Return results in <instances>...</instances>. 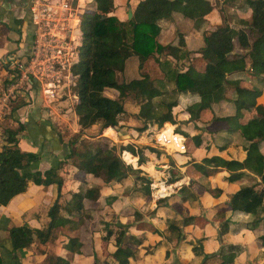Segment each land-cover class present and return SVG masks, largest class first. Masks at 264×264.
Wrapping results in <instances>:
<instances>
[{"label": "trees", "instance_id": "trees-1", "mask_svg": "<svg viewBox=\"0 0 264 264\" xmlns=\"http://www.w3.org/2000/svg\"><path fill=\"white\" fill-rule=\"evenodd\" d=\"M95 2L96 14L90 13L81 18V43L78 57L72 65L75 78L72 89L77 95L73 111L77 123L82 128L97 121H101L102 125L114 126L129 113L125 101L127 97H131L137 107L133 118L137 121L138 133L164 122L161 133L157 135L169 136L164 130L168 125H173L170 122H175L172 107L178 102L177 98L168 100L164 96L167 81L172 82L178 91L187 90L198 94L199 100L186 106L189 113L187 121H196L201 110L211 108L223 99H230L227 90L233 89V99L239 100L242 105H249L258 115L257 120L248 121L236 112L213 115L212 119L226 121V131L231 134V138L233 133H238L237 139L241 136L246 141L243 146L245 157L240 160L212 153L204 155L200 161H194L193 165L204 176L220 169L228 171L222 181H212L213 185L205 188L209 196L219 197L227 184L238 182V187L232 188L227 201L218 203L220 208L216 217L223 218L220 234L228 231L230 223V218L224 217L222 208L248 213L245 227L259 230L257 238L261 248H264V214L256 213V209L264 202V152L261 151L264 141V104L258 100L262 89L251 84L244 85L239 78L227 76L232 72L245 71L250 79L264 82V0H246L248 15L243 18V26L234 28L228 22H221L207 30L198 49L203 65L196 68L190 63L184 69L177 68L172 60L189 59L191 50L186 47L183 33L177 30L176 43H161L158 40L162 29L159 20L178 12L186 19L199 22L204 18L206 10L210 9L208 0H137L129 7L132 10L131 16L128 17L127 13L125 18L113 13L116 8L113 0ZM234 39L240 51L231 52L234 49ZM168 55L172 58H167ZM130 56H135L138 60L139 76L126 79L123 75L124 65ZM24 126L23 122L17 121V126L5 129V139L0 146V204H6L15 194L24 191L27 179L35 184L55 183L56 196L48 206L49 220L45 226L36 227L23 222L9 228L12 250L30 247L39 255L46 256L50 253L55 264H74L79 256L85 255L80 236L81 224L88 209L85 202L96 201L102 186L110 181H121L133 174L134 180L139 184L136 189L147 199L151 197L149 177L141 174V168L125 162L118 150L124 149L123 153L137 155V163L141 164L147 160L144 148L149 147L152 151L155 148L139 146L133 141L119 146L116 142L104 143L98 137L82 134L79 130L72 131L64 139L68 130H59L58 140L67 149L64 157L55 167L43 171L28 170L39 159V154L22 150L18 146V133ZM176 131L187 136V143L194 141L198 146L202 142L200 133L189 134L181 128ZM229 141V135L221 136L219 150ZM65 161L75 166L72 179L77 182L75 188L68 189L69 196H65L61 190L66 179L59 169ZM171 172L169 183L180 178L176 168L172 167ZM89 191L94 192L93 198L88 196ZM182 197L181 199H185V196ZM115 199V194L105 196L106 203ZM133 216L141 221V212L138 210L133 211ZM179 218L181 220L170 217L168 223V228L179 237H184L181 231L183 226L202 225L205 219L200 213H190ZM141 222L145 225L151 223L145 220ZM103 223L101 241L108 244L113 238L114 248L104 249L105 257L101 264H132L137 258L138 245L145 239L144 231L136 235L120 222L104 220ZM65 226L70 232L63 230ZM55 231L57 234L54 238H60L50 246ZM151 231L159 234L160 230L155 227ZM203 237L205 236H201L196 243L189 240L192 252L202 256L201 264H233L243 250L240 243L228 242L220 245L219 249L208 252L204 248ZM55 245L60 248L59 252L55 250ZM242 264H264V258L257 262V257L252 254L251 261Z\"/></svg>", "mask_w": 264, "mask_h": 264}, {"label": "rangeland", "instance_id": "rangeland-1", "mask_svg": "<svg viewBox=\"0 0 264 264\" xmlns=\"http://www.w3.org/2000/svg\"><path fill=\"white\" fill-rule=\"evenodd\" d=\"M113 1L114 4H116L113 13L120 18H125L128 13V8L133 6L137 0ZM76 2L77 0L72 2L73 6H75ZM28 3H30V0H28ZM87 3V5L80 7L77 11L80 19L83 18V15L87 16L90 13L96 14L97 12L95 9V0H88ZM207 4L210 6V9L206 10L204 18L201 21L193 22L191 19H188L190 20L189 22H184L182 21L181 16L176 14L174 19L172 17V23L173 20L177 21V30L181 31L186 30L185 28L191 26L196 30L198 34L197 36H202L207 30L212 29L221 22H228L234 28L243 26V18H246L248 15V10L245 9V6H247L246 0H208ZM24 8L28 9V4L26 6L18 4V6H13V10H11L16 15H20L23 14ZM27 12L29 15L28 17H30L29 9ZM27 20H29L30 24V31L28 30V34L30 35L33 28L30 19L27 18ZM169 20H171L170 17L160 19L159 21L162 25L164 24L167 26L164 28L163 43H170L176 37V33L174 34L172 29L173 24ZM164 21H166V23H164ZM15 23L24 28L22 31L23 34L20 36V38H23L20 40V45L24 48L19 53H16L15 50L11 52L9 51L10 53L4 60L0 59V134L2 136V141L5 139V129L9 126H17V122L15 123L12 118L15 109H12V107L16 105L20 106L30 101V96L28 97L29 89L25 88L15 90L13 93L14 95H9L7 100L1 99L3 94L7 92L11 72L5 68L6 66H3V61L10 66L11 62L8 57L14 55L25 57L29 52L28 43L31 39L29 41L27 39L28 23L24 18H21L20 20L16 19ZM7 27L8 26L4 24L0 26L1 37H3L2 32L6 30ZM175 41L176 40H174V42ZM235 47L239 48L236 41L234 43V48ZM231 52L236 51L233 49ZM201 65H203L202 59L199 63V66ZM177 67L180 68V64L177 63ZM137 73L135 63L131 62L128 64L125 75H123L126 78H130L133 75H137ZM234 75L235 74L229 73L227 76L232 77ZM245 79L248 83H245L244 85L252 84L262 89V94L259 96L258 100L264 104V87L262 88L264 82L258 81L257 79L249 80L247 78H242L241 80ZM166 83V92L164 96L168 100L177 98V101H179L181 98V91L176 90L172 82L167 81ZM227 92L229 98L230 96L235 97L233 89L230 88ZM49 94L50 93H48V96L44 95L49 103L55 102L58 99L66 98V103L64 102V104L62 103L63 105H57V111L63 115L65 119L63 122L56 124V127H58L61 132L68 130V134L64 135V139H67L72 131L79 130L82 134L98 137L100 141L104 143L110 144L116 142L119 146L134 140L133 142L139 146L146 145L155 148V151L150 150L149 147L144 148L147 160L141 164L137 163V155H134L136 160L129 156L124 158L122 152L124 149L118 150L120 157L125 162L131 163L134 167L141 168V174H146V176L149 174L151 176L149 177L151 180V197L147 199L141 191L136 189L138 188V182L134 180L133 174L128 175L121 181H110L102 186L99 190V195L96 198V201L86 200L85 202L86 208L88 209L80 228V236L84 243L83 251L85 255L81 257L79 256L80 258L78 257L74 264H101L105 257L104 249L107 248L112 250L114 248L113 238H111V241L108 244H104L101 241V235L104 233V220H110L113 223L120 222L126 226L129 232L136 235H139L144 231L145 239L140 245H138L137 258L132 261V264H201L202 256L196 255L192 252L191 244L189 242V240L195 243L199 242L200 240L198 239L201 238V236H205L203 237L205 238L204 248L208 252L215 251L219 249L220 245L230 241H238L243 244L249 243V252L246 253V250L240 252L236 257L234 264L251 261L252 254L257 257L259 262L261 261L260 257L258 258L259 248L256 246L254 240L256 233L244 227L243 220H245V216L233 212L228 215L225 213L224 217H229L232 224H229V230L226 233L220 234L219 232L220 223L223 218L216 217V207H214V204L218 201L214 197L209 196L205 188L213 185L212 181H218V178H222V172H215L209 176H204L200 171L196 170L193 162L200 161L204 155H209V152H211L206 146L207 140L196 146L194 141L187 143V136L176 131L177 128H181L189 134L192 131L194 132L193 134H195L201 130L203 139L208 138V125L206 121L201 119L200 115L197 121H187V117H181L188 101L178 102L177 105L172 107V114L175 119L174 123L170 122L173 124L171 125L173 127L172 132L174 131V133L177 134L180 133L183 136L186 145L185 150L178 151L172 147H168L166 144H163L158 140L157 134L161 133L160 130L164 126V122L160 126L154 124L153 126L148 127L145 131L143 130L138 133L136 130L137 121L133 119L134 116L129 110V113H127L126 116L114 126L102 125L101 121H97L82 128L77 123L76 119H74L73 115H71L72 110L70 108L72 102L75 100L74 94L71 91H64L63 93L59 92L58 95ZM126 101L128 102L126 108L132 109L134 107L133 104L135 103L134 100L131 97H127ZM243 106L251 108L249 105ZM185 114L188 116L187 112ZM56 127H53L54 130L57 129ZM58 129L56 131H59ZM238 151L239 150H237L236 153H238ZM131 155L133 156V154ZM135 161L137 165L133 164ZM70 163L71 162L69 161H65L60 167L63 172L62 174L64 175L66 173V180L63 184L64 187L62 188L65 196H69V188H75L77 185V182L72 179V173L75 170V167ZM172 167L176 168L179 172L180 178L175 182L169 183L168 179L172 173ZM161 184L165 186L164 190H161ZM108 194L116 195V199L111 203H106L105 201V196ZM228 194V190L224 189L220 197L226 199L228 198ZM88 196L93 198L95 194L93 191H89ZM182 196H185V199H181L183 198ZM134 210L141 212V221H149L151 222L150 225H145L140 220H136L133 216ZM263 211L264 203L256 209V213L262 215L261 213ZM37 212L44 218L46 213L44 204L37 209ZM190 213L202 214L205 218L202 221V225L183 226L181 231L183 232L184 237L177 236L175 231L168 228L170 217L181 220L179 217ZM38 222H40V220ZM46 223L47 221H44L41 225L45 226ZM155 227L160 230L159 234L151 231V228ZM142 228L144 229L142 230ZM63 230L70 232L66 226L63 227ZM184 230L186 231L184 232ZM55 234H57V231L52 234L53 238L49 244L50 246L59 241L58 238H60V236L54 238ZM55 250L59 252L60 248L55 245ZM37 264H55V262L53 261L51 254L48 253Z\"/></svg>", "mask_w": 264, "mask_h": 264}, {"label": "crops", "instance_id": "crops-1", "mask_svg": "<svg viewBox=\"0 0 264 264\" xmlns=\"http://www.w3.org/2000/svg\"><path fill=\"white\" fill-rule=\"evenodd\" d=\"M19 1L20 0H1L0 2V26H2L3 24L8 26L7 29L2 32L3 37H1V32H0V59L1 60H4L5 57H7V55L11 51L15 50L16 53H19L24 48V47H21L20 45L21 43L20 40L23 39V38H20V36L23 34V33L20 34V31L22 32L24 28H22V26H20L19 24L17 25V23H15L16 19L15 20L13 19L16 16V14L12 12L13 10L12 7L13 6L15 7L16 5L18 6ZM176 14L181 16L182 21L184 22L190 21L184 18L180 13L174 12L172 16L170 17L171 20H169L171 23H172V17L174 19V16ZM19 16H21V14ZM27 18L29 17L27 16ZM27 18L25 20L28 23L27 39L29 41L31 39V33L29 32L30 35L28 34L30 24ZM174 21L175 20H173V23H172L173 24L172 29L175 34L177 32L178 22L177 21L174 22ZM164 23H166V21H164ZM159 24L161 25L162 29L159 34L158 40L161 43H163L164 42V35H163L164 28H166L167 26L164 24L162 25L161 22H159ZM185 29L186 30H182V31L180 30V31L183 33V38H184L186 47L191 50L189 53V59H186L183 61L182 60L175 61L170 55H168L167 58L171 57L174 62V65L177 67V63H178L180 64L181 66L180 68L182 69L186 68L190 63L196 68H200L201 66H199V63L201 59L203 60V58L201 57V53L200 51H198V49L203 43V40H202L203 35L197 36L198 34L196 30L193 29L191 26ZM174 40L176 41L174 42ZM174 40L170 43H176L177 37H175ZM30 43H31V40L28 43L29 47H30ZM240 50H241L240 47L234 48V51L236 52ZM131 62L135 63L136 71L138 72L137 75H133L132 77L139 76V71H138V66H137L138 60L135 56H130L126 59L123 74L125 75L128 64ZM3 66L4 67L6 66L5 61H3ZM230 74H235V75L232 77L229 76V78H239L240 80L242 78H247L251 80L245 71H237V72H232ZM126 79H129V78H126ZM241 83L245 84L248 82L245 79V80H241ZM263 87L264 86H262V88ZM29 96H30V99H29L30 101L14 109L12 118L15 123L17 121H21L25 124L23 130H21L18 133V146L22 150L38 152L39 154V159L33 162L28 167V170L39 169L43 171L47 168L57 166L58 161L64 157V153L66 151V145L64 143H60V141L58 140V134H57L58 131H56L58 129V127H56V124L63 122L65 119L64 116L61 115L57 111V108H58L57 105H63L64 102L66 103L65 101L66 98L58 99V100L55 99L56 100L55 102L49 103L48 100H46L44 96L43 90L39 87L32 88L31 91L29 92L28 97ZM180 97L181 98L177 102L180 103V102L188 101L187 105L194 101L199 100V96L197 93L189 92L187 90L181 91ZM233 98L235 97L230 96V99H223L219 101V103L213 104L211 108H205L201 110L200 117L202 120L206 121L208 125L207 126L208 127L207 128L208 138L202 139V142L203 141L205 142L207 140L206 146L208 147V150L211 151L209 152V154L218 153L225 157H234V158L241 160L245 157L246 152L243 146L246 141L241 136L238 137L237 139L238 133L236 134L233 133L232 138H231V134L227 132L228 124L226 121L212 119L213 115L222 116L225 114L236 112L242 115L248 121L257 120V115L252 108H247L243 106L242 103L239 102V100L237 101V100H234ZM74 102L75 100L72 102L70 109L72 110L71 115H73L74 119H76V114L73 111ZM127 103L128 102L125 101V106ZM133 105L134 107L132 109L126 108L128 112L130 110L132 114L137 110L136 105L135 104ZM187 105H185V110L182 112L183 114L181 117L188 118L189 113L186 111ZM177 109H180V108H177ZM186 112L188 113V116H186L187 115L185 114ZM53 127H56L57 129L54 130ZM172 130H173V127L171 125H168L165 132H167L168 135L171 136ZM193 133L194 132L192 131L190 134H193ZM196 133H200L203 138V134L201 133V130ZM223 135H226V136L229 135V138L231 139V141H229L223 149L219 150L218 142L220 140V137ZM171 147L178 150L175 147V144L173 146H170V148ZM237 150H239L238 153H236ZM261 151L264 152V141L261 146ZM131 154L132 153L130 152L129 153L124 152L123 156L124 158L125 157L127 158L128 156L133 157L136 160V157L134 155L132 156ZM133 164H136V161ZM216 172H222L221 174L222 178H218L217 179L218 181H222L224 176L228 174V171L226 169H220ZM60 173L61 174L63 173L61 169H60ZM64 176L66 177V173L64 174ZM63 187L64 186H62V188ZM236 187H238V182L227 184V186H225V189H227L230 194L232 188H236ZM55 196H56L55 183H50L47 185L35 184L30 179H27V186L24 191L15 194L6 204H0V264H37L43 257H45V255H39V254L34 253L32 248L30 247H23L16 251L12 250L11 239L9 236V228L13 225L22 224L23 222H27L31 226L43 227L41 224L44 221L49 220L48 215H46L47 209H48V206L53 201V199L55 198ZM219 197H214L218 201L214 204V207H216V212L220 208V206H218V203L227 201L228 199V198L222 199L221 197L220 198ZM43 204L45 206V211H46L44 218L41 215H39V213L37 212V209L41 207V205ZM222 209L224 210V214L226 213V215L231 214V212H233L235 214H240V215L245 216V220H243L244 227H245V221L248 217V213L231 210L225 207ZM261 214L263 215L264 211ZM38 219L40 220V222H38L39 221ZM229 224H232L231 220ZM250 231H254L256 233L254 240H255L256 246L259 248L258 258L260 257V259L262 260L264 258V248H261L260 241L257 238V233H259V230L257 229V230H250ZM230 242L240 243L238 241H230ZM240 244L243 246L242 252L246 250V253H248L249 243L243 244L241 242ZM235 260H234V263H235ZM257 262H259L258 259H257Z\"/></svg>", "mask_w": 264, "mask_h": 264}, {"label": "built area", "instance_id": "built-area-1", "mask_svg": "<svg viewBox=\"0 0 264 264\" xmlns=\"http://www.w3.org/2000/svg\"><path fill=\"white\" fill-rule=\"evenodd\" d=\"M30 0L28 9L32 24L31 45L25 57L14 55L8 57L11 65L7 92L1 97L7 100L14 95L15 90L41 87L44 95H58L59 92H72L75 78L72 65L78 57L81 43L80 17L77 11L87 5L88 0ZM90 1V0H89ZM54 98V97H53ZM176 134L172 132L173 139ZM165 135L158 137L164 142ZM2 136L0 134V146ZM180 146L186 149L185 140H180Z\"/></svg>", "mask_w": 264, "mask_h": 264}, {"label": "bare ground", "instance_id": "bare-ground-1", "mask_svg": "<svg viewBox=\"0 0 264 264\" xmlns=\"http://www.w3.org/2000/svg\"><path fill=\"white\" fill-rule=\"evenodd\" d=\"M165 137H166L165 138L166 141L164 140V142H162L163 144H166L167 146L170 145V144H175V147L178 149V151H182L183 150L181 148V146H180V140H181V138H183V136L180 133L176 134V140H172L174 138L172 134H171V136L165 135ZM164 187L165 186L161 184V190H164Z\"/></svg>", "mask_w": 264, "mask_h": 264}, {"label": "flooded vegetation", "instance_id": "flooded-vegetation-1", "mask_svg": "<svg viewBox=\"0 0 264 264\" xmlns=\"http://www.w3.org/2000/svg\"><path fill=\"white\" fill-rule=\"evenodd\" d=\"M19 4H21V6H26V5L28 4V0H21ZM23 10H24V11H23V14H21V16L16 15V16L14 17L13 20H15V19L20 20L21 18L26 19L27 16H29V15H28V12H27L28 9L24 8ZM26 10H27V11H26Z\"/></svg>", "mask_w": 264, "mask_h": 264}, {"label": "water", "instance_id": "water-1", "mask_svg": "<svg viewBox=\"0 0 264 264\" xmlns=\"http://www.w3.org/2000/svg\"><path fill=\"white\" fill-rule=\"evenodd\" d=\"M132 14L131 8L128 9V17H130ZM185 91V90H184ZM134 141V140H133ZM148 177H151L149 174H147Z\"/></svg>", "mask_w": 264, "mask_h": 264}]
</instances>
